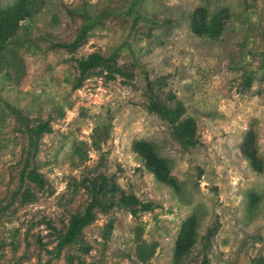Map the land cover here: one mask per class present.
<instances>
[{
  "label": "rangeland",
  "instance_id": "obj_1",
  "mask_svg": "<svg viewBox=\"0 0 264 264\" xmlns=\"http://www.w3.org/2000/svg\"><path fill=\"white\" fill-rule=\"evenodd\" d=\"M11 6L0 264H264V0Z\"/></svg>",
  "mask_w": 264,
  "mask_h": 264
},
{
  "label": "trees",
  "instance_id": "obj_2",
  "mask_svg": "<svg viewBox=\"0 0 264 264\" xmlns=\"http://www.w3.org/2000/svg\"><path fill=\"white\" fill-rule=\"evenodd\" d=\"M15 9L16 6H11V7H5V8H0V34L4 31V28H10V31L13 29L15 26L12 25V19L15 17ZM7 38L6 33H2L1 41H0V49H4L5 45V40ZM100 56L99 55H91L89 58L82 63V71L88 69L94 64V61L97 60ZM46 128L43 126H29L26 125V132L29 136V139H35L38 138L39 134L41 132H45ZM97 138L96 136H93V143L95 146H97L96 142ZM36 145L37 144H32L34 148V152L36 151ZM30 154V152H29ZM159 163L163 162L162 160H158ZM156 161V162H157ZM153 170L156 174L161 176L162 179L166 180V176H162V171H160V166L158 168V165L153 166ZM29 178H31L32 181H39L42 182L43 180L40 178L37 179V174H34L32 171L29 172ZM98 198H93V203L98 208H109L113 205V201H109V199L106 198L105 196V190L103 185H99L98 190ZM93 219V207L92 203L88 204L82 211L75 212L71 215L69 222H68V228L66 232V237L67 240H75L76 235L79 234L82 230V228L87 225L91 220ZM203 264H206V261H203Z\"/></svg>",
  "mask_w": 264,
  "mask_h": 264
}]
</instances>
